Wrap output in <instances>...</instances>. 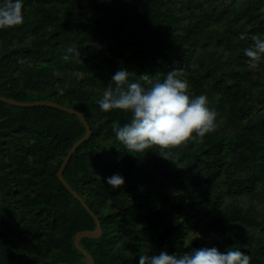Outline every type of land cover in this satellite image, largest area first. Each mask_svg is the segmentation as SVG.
I'll list each match as a JSON object with an SVG mask.
<instances>
[{
	"label": "trees",
	"instance_id": "trees-1",
	"mask_svg": "<svg viewBox=\"0 0 264 264\" xmlns=\"http://www.w3.org/2000/svg\"><path fill=\"white\" fill-rule=\"evenodd\" d=\"M253 34H264V0H24L23 22L0 28V97L72 108L91 129L63 177L101 224L79 242L95 264L230 244L264 264V58L253 68L244 54ZM122 67L160 79L177 69L208 96L216 128L166 149L170 159L158 145L131 153L113 131L131 113L98 104ZM85 134L75 114L0 101V264H88L74 240L96 222L57 177ZM114 173L124 185L108 184Z\"/></svg>",
	"mask_w": 264,
	"mask_h": 264
},
{
	"label": "clouds",
	"instance_id": "clouds-1",
	"mask_svg": "<svg viewBox=\"0 0 264 264\" xmlns=\"http://www.w3.org/2000/svg\"><path fill=\"white\" fill-rule=\"evenodd\" d=\"M24 20V0H0V28L11 27ZM245 37L241 33V38ZM253 46L244 49L249 67H255L264 58V34H253ZM68 53L79 54L72 47ZM65 59L68 56L65 55ZM114 82V84L112 83ZM186 79L173 68L163 79L148 73L136 74L126 67L119 68L98 100L104 111L122 109L131 118L113 128L115 136L131 153L142 152L159 146L162 156L174 155L166 151L181 145L189 138L203 137L217 126L216 112L209 106L206 94H191ZM114 188L125 184V177L114 173L107 177ZM248 253L235 244L223 249L204 246L183 254L160 250L156 253L141 252L137 264H247Z\"/></svg>",
	"mask_w": 264,
	"mask_h": 264
},
{
	"label": "water",
	"instance_id": "water-1",
	"mask_svg": "<svg viewBox=\"0 0 264 264\" xmlns=\"http://www.w3.org/2000/svg\"><path fill=\"white\" fill-rule=\"evenodd\" d=\"M0 101L1 102H5L8 103L10 105L13 106H17V107H38V106H47V107H52V108H56V109H60L63 110L65 112H68L70 114H75L77 115L80 120L82 121V123L84 124L85 128H86V134L83 138H81L80 140H78L70 149V151L68 152V154L66 155V157L64 158L61 167L57 173V177L59 179V181L66 187V189L71 192V194L83 205V207L86 209V211L94 218L95 222H96V230L94 232H84L81 233L79 235L76 236L75 240H74V244L76 246V248L86 256L88 264H95L93 257L85 250L83 249L79 242L82 238L85 237H89V238H99L102 234V227L101 224L99 222V219L97 218V216L91 212V210L89 209V207L86 205L85 202H83V200L81 199V197L69 186V184L65 181L64 177H63V172L64 169L68 163V161L70 160L71 156L75 153L76 149L86 140H88L91 136V129L88 125V123L86 122L83 114L79 111H76L74 109L65 107V106H61L59 104L53 103V102H45V101H37V102H17L5 97H0ZM0 209H1V197H0Z\"/></svg>",
	"mask_w": 264,
	"mask_h": 264
},
{
	"label": "rangeland",
	"instance_id": "rangeland-1",
	"mask_svg": "<svg viewBox=\"0 0 264 264\" xmlns=\"http://www.w3.org/2000/svg\"><path fill=\"white\" fill-rule=\"evenodd\" d=\"M6 98V97H5ZM43 101V100H42ZM37 102V101H36ZM46 102V101H45ZM66 107V106H65ZM69 108V107H68ZM72 109V108H71Z\"/></svg>",
	"mask_w": 264,
	"mask_h": 264
}]
</instances>
